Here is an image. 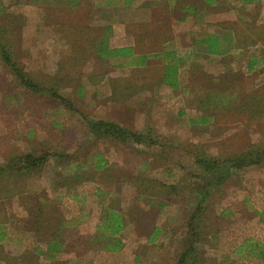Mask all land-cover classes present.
I'll return each instance as SVG.
<instances>
[{
  "label": "rangeland",
  "instance_id": "374dc122",
  "mask_svg": "<svg viewBox=\"0 0 264 264\" xmlns=\"http://www.w3.org/2000/svg\"><path fill=\"white\" fill-rule=\"evenodd\" d=\"M212 1H196L199 4L198 25L203 30L199 38L204 32L218 34L226 52L211 55L207 47H199L197 59H192L193 52L184 54L182 59L186 63L180 62V87L173 89L162 82L165 65L159 56L152 55L143 67L133 63L121 67L118 63L58 65L47 62L53 58L49 48L41 45L46 32L28 35L34 32V27L41 28L60 18L52 10V1L0 0V33L3 40L13 46V56L42 84L50 85L53 78L59 80L60 76V93L84 113L80 115L75 110L63 109L59 107L62 105L59 100L27 90L0 56V155L13 150L15 145L27 149L30 141L49 147L52 152L61 146L57 143L65 136L72 142L85 139L89 118L118 122L141 132L152 127L163 145L140 144L137 153L136 143L129 141L127 146L131 150L124 160L116 162L115 157L109 158L113 163L122 162L126 167L128 164L130 169L138 170L140 163V176L134 177V183L141 188L149 186L158 202L161 199L181 204L182 214L173 208L171 222H165V215L158 217L159 208L156 209L155 221L166 225L174 238L162 241L159 248L151 250L150 255L154 256L150 260L154 262L147 261V264L178 262L188 218L198 205L199 189L205 183L199 178L196 157L226 158L264 145V56H257L260 49L243 47L253 29L255 39H260L264 45V0L250 3ZM147 3L141 9L143 18L139 30L166 32L171 29L170 37L174 38L173 31L184 29L174 20L186 12L181 14L178 8L170 11L163 0ZM113 11L114 7H109V13ZM80 14L71 15L65 11L62 16L67 23L75 24L86 19ZM194 19L195 16L190 19L188 29L197 25L191 22ZM214 19H220L216 22L218 25ZM189 33L185 40L194 44L197 36L190 30ZM24 40L30 43L29 48L23 47ZM159 49L160 45L155 42L149 45L143 40L138 50ZM176 51L182 53L183 48L178 47ZM250 51L255 54L251 56ZM260 52L264 55L262 50ZM255 57L257 62L250 65ZM197 115L211 116L212 120L206 123L190 121L191 116ZM6 139L8 144H5ZM68 145L73 151V145ZM90 149L92 153L97 152L99 146L93 145ZM81 155L79 153L78 157ZM127 158L130 163L125 161ZM143 158H149L150 164L142 163ZM89 162L92 160L86 161L88 165ZM112 167L118 169L114 164ZM152 173H156V178L147 181L145 174ZM160 182L173 186L164 187ZM130 184L122 182L120 187ZM203 206L202 241L198 246L200 264H264L261 259L243 257L236 252L249 238L264 242V163L238 170L224 185L210 191ZM151 218H154L152 212L146 214L141 219L142 225L146 224L145 220L152 221Z\"/></svg>",
  "mask_w": 264,
  "mask_h": 264
},
{
  "label": "crops",
  "instance_id": "0c3cea01",
  "mask_svg": "<svg viewBox=\"0 0 264 264\" xmlns=\"http://www.w3.org/2000/svg\"><path fill=\"white\" fill-rule=\"evenodd\" d=\"M40 1H52V10L60 18L51 24L42 25L41 28L34 27V32L28 36L46 32V38L43 36L41 45L49 48L53 59L47 62L53 64L133 63L137 66V63L142 62L144 55L148 57L143 60V65L154 55L161 57L165 65L169 61L165 58V53L168 52L174 53V57L179 58L182 64L186 63L182 57L191 52L194 55L192 59L199 58V47H207L208 50L205 38L218 37L214 32H204L205 35L199 38V32L202 35L203 30L198 25L197 0H163L170 11L178 8L181 14L187 13L174 20V23L176 21L180 27H184L182 30L173 31L174 38L170 37L171 29L166 32L139 30L138 26L143 18L141 9L150 0ZM158 4L159 2L156 6ZM163 5L162 3V7ZM109 7H114V11L109 13ZM65 11L71 15L81 13L86 19L75 24L67 23L62 16ZM194 16L196 19L191 22L197 25L188 29L186 26ZM214 20H217L215 23L220 21ZM189 30L197 36L194 44L185 40L186 36L191 34ZM248 37L249 39L245 38L243 47L247 50L260 49L256 54L263 57L260 52L262 50L264 53L261 40L255 39L253 34ZM143 40L149 45L155 42L160 45V49L152 52L138 50L143 46ZM236 41L237 38L234 43ZM101 42L109 45V48H131V55L121 58L101 57L96 52V47ZM22 44L23 47H30L26 40ZM237 44L238 41L234 44L236 49ZM178 47L183 48L182 53L176 51ZM250 52L251 56L255 54ZM255 62L256 57L250 65ZM178 77L180 82V73ZM59 78L61 79L60 76ZM80 89L84 90V87L81 86ZM59 107L68 111L75 110L83 115L75 105L74 109L64 104ZM191 118L190 121L196 123L212 120L211 116L197 115ZM87 126V138L72 142L73 140L65 136L57 143L61 146L52 152L48 150L49 147H42L30 141L27 149L23 150L15 145L13 150L0 155V165H5L15 154L47 156L44 165L27 172L26 175L10 177L0 174V264H147V261L154 262L153 259L150 260L154 256L150 255L151 250L159 248L162 241L174 238L166 225L155 221L156 209L159 208L158 217L165 215V222H171L170 212L175 208L182 214L181 204L161 199L158 202L154 192L149 191V186L141 188L137 182L134 183V177L140 176V163L137 170L128 168V164L126 167L122 162L117 164L109 160L110 157H115L116 162L124 160L126 153L131 150L130 146H127L129 143H121L110 136L96 135L91 131L89 124ZM8 143L6 139L5 144ZM68 143L73 145V151L69 150ZM93 145L99 146L97 152L92 153L90 148ZM139 146L140 144L136 143L137 153ZM43 150L47 151L42 153ZM79 153H82L81 158L78 157ZM64 159H67V162ZM143 159L145 161L142 163L150 164L149 158ZM89 160L92 162L88 165L86 161ZM125 161L130 163V158ZM48 164L50 165L47 167ZM113 164L118 169H114ZM167 171L171 172V169ZM155 175L156 173L145 174L146 180L152 181L156 178ZM122 182L132 184L122 188ZM116 199L121 200L115 202ZM113 211L122 215V230L117 233L111 232L112 228L106 226L107 217ZM150 212L154 214V218H151L152 221L145 220L146 224L142 225L141 219ZM185 236L186 233L182 239ZM116 239L122 242L119 248Z\"/></svg>",
  "mask_w": 264,
  "mask_h": 264
},
{
  "label": "trees",
  "instance_id": "16d2710c",
  "mask_svg": "<svg viewBox=\"0 0 264 264\" xmlns=\"http://www.w3.org/2000/svg\"><path fill=\"white\" fill-rule=\"evenodd\" d=\"M213 2L212 0H210ZM257 0H243L242 3H250ZM254 29L251 34H254ZM263 37V36H262ZM258 39V38H257ZM217 36H208L204 42L208 45V52L210 54H224L226 52L225 46L219 41ZM260 40V39H258ZM104 41V40H103ZM101 42L98 46L95 44L96 52L101 57L107 58H121L131 55V48H109V45H104ZM13 46L7 44L3 40L0 33V56L2 61L10 69L12 75L20 82V84L27 90L41 94L48 95L57 99L61 104L67 105L74 109V105L70 99L61 94L58 89L60 79L53 78V83L50 85L42 84L34 79L30 72L22 67L18 60L13 56ZM148 55H144L142 62L137 63V66H144V59ZM165 58L169 61L165 64V73L162 79L164 84L170 85L177 89L180 86L179 82V63L180 59L174 57V53H165ZM119 66L123 63H118ZM117 64V65H118ZM125 65V64H124ZM58 80V81H57ZM59 82V83H58ZM84 114V113H81ZM87 119V118H86ZM91 131L96 135L110 136L121 143L133 141L138 144L157 145L162 144L159 141V134L156 135L154 129L149 127L147 131H137L130 129L127 126L121 125L118 122L109 121L106 119H87ZM155 133V134H154ZM166 139V137H164ZM163 145V144H162ZM47 160L46 155L35 156L32 153L15 154L4 165H0V174L15 177L17 175L23 176L27 172H32L36 168H40ZM196 163L199 165V178L204 180L202 188L199 189L200 200L197 207L193 210L188 218V230L184 237L183 250L180 253L177 264H199L201 257L198 253L199 243L202 241V224H203V204L207 201L210 191L216 187L224 185L238 170L249 166L259 165L264 163V145H256L244 152L238 153L234 156L226 158H218L214 156L204 157L197 156ZM164 187L173 186L167 185L165 182L161 183ZM203 206V207H202ZM122 215L119 212L113 211L107 217L106 226L112 228L111 232H119L122 230ZM117 248L122 246L120 239H116ZM200 248V247H199ZM237 253H241L243 257H253L264 261V242L249 238L237 247Z\"/></svg>",
  "mask_w": 264,
  "mask_h": 264
}]
</instances>
